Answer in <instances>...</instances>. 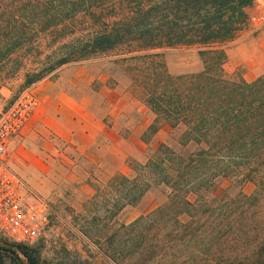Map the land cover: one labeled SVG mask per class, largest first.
<instances>
[{
	"label": "trees",
	"instance_id": "16d2710c",
	"mask_svg": "<svg viewBox=\"0 0 264 264\" xmlns=\"http://www.w3.org/2000/svg\"><path fill=\"white\" fill-rule=\"evenodd\" d=\"M251 2L0 0V89L17 94L63 65L114 53L153 114L147 134L164 123L194 146L183 155L161 143L130 176L93 185L86 202L100 227L81 232L106 264H264V76L223 70ZM178 46L197 47L199 71H167L162 52ZM218 179L254 188L219 194ZM154 186L164 202L116 224ZM12 244L20 255L0 246V264H43L36 248Z\"/></svg>",
	"mask_w": 264,
	"mask_h": 264
},
{
	"label": "rangeland",
	"instance_id": "374dc122",
	"mask_svg": "<svg viewBox=\"0 0 264 264\" xmlns=\"http://www.w3.org/2000/svg\"><path fill=\"white\" fill-rule=\"evenodd\" d=\"M260 28L254 30L245 23L239 36L224 45L226 74L247 81L264 76V32ZM117 58V54L109 53L69 63L45 78L54 83L56 95L42 109L32 138L26 140L24 136L37 104L22 129V137L14 141L18 150L11 154L10 168L23 181L25 190L46 202L53 223L46 238L29 245L38 250L43 264H106L81 232L89 234V228L100 227L86 202L93 185L104 183L113 174L130 176L129 165L145 162L161 143L183 155L194 148L192 144L180 145L179 131L164 123L153 135L147 134L153 114L133 92L129 71L115 61ZM162 60L173 75L201 69L195 46L165 49ZM33 91L32 85L29 92L33 95ZM19 94L14 88L0 89V118ZM84 104L89 110V138L78 135L74 122L73 108ZM33 142L37 152L29 144ZM87 144L89 151L82 150ZM253 188L250 182L238 187L218 179L216 190L219 194H250ZM164 200L165 191L151 187L139 201L116 214V224L128 223ZM0 241L14 243L2 235Z\"/></svg>",
	"mask_w": 264,
	"mask_h": 264
},
{
	"label": "built area",
	"instance_id": "2783aa9c",
	"mask_svg": "<svg viewBox=\"0 0 264 264\" xmlns=\"http://www.w3.org/2000/svg\"><path fill=\"white\" fill-rule=\"evenodd\" d=\"M245 12V23L254 30L264 25V0H252ZM29 88L0 118V235L23 245L46 238L53 227L46 202L25 190L23 181L8 164L7 146L22 129L36 107Z\"/></svg>",
	"mask_w": 264,
	"mask_h": 264
},
{
	"label": "crops",
	"instance_id": "0c3cea01",
	"mask_svg": "<svg viewBox=\"0 0 264 264\" xmlns=\"http://www.w3.org/2000/svg\"><path fill=\"white\" fill-rule=\"evenodd\" d=\"M248 10V8H245V12ZM264 32V25L260 28ZM34 91L33 95L35 100L37 101L38 109L37 111L32 115V117L29 119L26 125V132L27 134L24 136L26 140H30L32 138V135L36 132L38 129L37 127L39 126V120H40V114L41 111L44 107H47V103L49 101L53 100V97L56 95L55 89H54V83L48 81L47 79H41L40 81L36 82L33 84ZM73 111L75 113V125L77 127L78 135H81L83 137L89 138V110L88 106L85 104L82 106H75L73 108ZM22 135V134H21ZM17 136L14 138H11L8 146H7V155H8V164L11 167V154L14 152V150H18V146L16 147L15 145L17 144L14 142L17 139H20L22 136ZM35 142V141H34ZM33 143V151L37 152L38 147ZM15 143V145H14ZM82 150H87L89 151V144L87 145H82Z\"/></svg>",
	"mask_w": 264,
	"mask_h": 264
},
{
	"label": "water",
	"instance_id": "95a60500",
	"mask_svg": "<svg viewBox=\"0 0 264 264\" xmlns=\"http://www.w3.org/2000/svg\"><path fill=\"white\" fill-rule=\"evenodd\" d=\"M0 246L11 247V248H13L14 250H16L19 253V249L14 244H7V243H4V242L0 241ZM19 255H20V253H19Z\"/></svg>",
	"mask_w": 264,
	"mask_h": 264
}]
</instances>
